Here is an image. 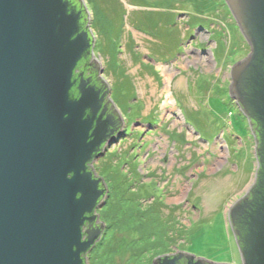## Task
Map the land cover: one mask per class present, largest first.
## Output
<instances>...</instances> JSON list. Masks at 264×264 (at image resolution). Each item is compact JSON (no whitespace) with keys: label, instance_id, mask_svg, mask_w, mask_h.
I'll list each match as a JSON object with an SVG mask.
<instances>
[{"label":"rangeland","instance_id":"1","mask_svg":"<svg viewBox=\"0 0 264 264\" xmlns=\"http://www.w3.org/2000/svg\"><path fill=\"white\" fill-rule=\"evenodd\" d=\"M85 3L95 60L124 112L91 165L113 205L96 210L106 231L87 263L150 264L176 247L240 264L229 210L255 183L258 161L230 94L232 69L253 52L236 14L224 0ZM115 211L123 225L111 227Z\"/></svg>","mask_w":264,"mask_h":264},{"label":"water","instance_id":"2","mask_svg":"<svg viewBox=\"0 0 264 264\" xmlns=\"http://www.w3.org/2000/svg\"><path fill=\"white\" fill-rule=\"evenodd\" d=\"M224 1L253 45L232 69L230 94L248 117L253 109L264 118V0ZM79 19L67 0H0V264H83L81 254L97 237L90 231L83 238L103 193L85 164L105 128L93 127L95 92L80 85V98L70 95L75 67L91 48ZM260 52L263 67L255 66ZM249 79L260 90L253 101L242 87ZM254 223L250 251L264 264V213Z\"/></svg>","mask_w":264,"mask_h":264},{"label":"flooded vegetation","instance_id":"3","mask_svg":"<svg viewBox=\"0 0 264 264\" xmlns=\"http://www.w3.org/2000/svg\"><path fill=\"white\" fill-rule=\"evenodd\" d=\"M67 1L72 5V7L76 9L78 13H80L79 24L81 26V29L86 33H88L91 39V48L89 52L80 59V61H85L87 64H84L81 68L79 67L76 68L73 75H75V78L78 80L76 81L78 87L82 85V88H84L85 90L87 89L92 90L96 94V108H95L96 110H94L95 119H94L93 127L97 126L96 123L98 124L101 123L105 128L103 134L104 138L101 143V151L100 154L98 155L99 158L102 157L103 155L102 150L105 148L106 144H108L109 140L115 138V135H117V133L122 129L121 126L124 119L123 118L124 112L121 109V107L117 105V102L113 99L112 91L110 89L109 91L108 88L103 84V78H102L103 77L102 75L104 74L103 70L99 69L94 63L96 55H94L95 52L93 50L95 49V47H94V43L92 44L93 39L89 34V30H90L89 17H88L89 13L87 12V8H86L87 5L85 3V0H71V1L67 0ZM242 87H244V85H242ZM76 97H77L76 100L80 98L79 93L77 94ZM242 104L243 102L241 103V105ZM113 109L116 110L117 115L116 114L113 115L114 113ZM86 115H89V111H87ZM125 123H126V119H125ZM94 161L95 159L92 161V163ZM92 163L89 165L90 169ZM100 179H101V183H99L100 189L104 191V194L102 193L103 198L100 199L99 202V205L102 207L104 205V202L108 200L110 196L109 195L110 190L108 186L106 188L107 184H105L104 180L102 178ZM256 183L254 184L252 190L255 189ZM234 216L229 217L228 221H229L230 233L234 237L236 248L240 255V259H241L240 264H256L254 263V261L255 262L258 261V254L252 253L250 251L251 248H249L247 242H245L246 247L243 245L241 234L235 230L236 224L235 221H233L235 219ZM82 230H83L84 239L87 238L86 233L90 231H93L97 235L93 245H91L90 249L87 251V254L89 255L93 251V248H95L96 243L103 240L106 231V225L102 220L99 219L98 216L97 220L87 223L85 222ZM172 249L174 250L173 253L170 252ZM150 264H212V263L202 260H197V258L184 254L183 250H179L176 247H171L169 248V251H167L166 254L162 253L156 256Z\"/></svg>","mask_w":264,"mask_h":264},{"label":"trees","instance_id":"4","mask_svg":"<svg viewBox=\"0 0 264 264\" xmlns=\"http://www.w3.org/2000/svg\"><path fill=\"white\" fill-rule=\"evenodd\" d=\"M259 54H260L259 57H257V60L255 61V66L259 65L260 67H263L262 58H261L262 52H260ZM84 64H87V63L85 61H80L79 63H77L75 69L78 67L81 68ZM76 81H78V80L75 78V75H73V78H72L73 87L70 91V95H71V98L73 97L74 99L77 98L76 96L79 93L78 85H77ZM243 91H244L245 98H247V100L253 101V100H255V98H254L255 93L257 91L259 92L260 90L258 88H256L253 85L252 81H250V79H249V81L245 82V85L243 87ZM255 107L257 109V106H255ZM248 121H249V123H251L250 125L253 126L251 131H253V137H254L255 141L257 142V159H258L260 167H259L258 174H257V183L255 186V189H253L249 193L248 197H246L247 198L246 201L241 202V206L239 207L237 214L234 216L235 219L233 221H235V224H236L235 230L238 231V233H240L242 236L243 245L245 246L246 245L245 242H247L248 246L250 248V241L253 238L254 233L256 232V228L254 227L255 226L254 220L260 218V216L264 213L263 212V209H264V118L260 114L259 110L256 111V110L252 109L249 112ZM238 126H239V124H238ZM226 140H229V138H226ZM98 148H99L97 150L98 153H93L89 157L88 162L85 164L87 172H91L89 165L100 154L101 145ZM114 188H115V186H113V190H114ZM100 191H102V190L100 189ZM102 192L104 194V191H102ZM103 194L96 201L97 203H96V206L92 212V216L96 213L97 206L99 205L100 199L103 198ZM109 195L110 196H109L108 200L106 201V205H107L106 208H108L110 205H113L112 204L113 203L112 202L113 201V195H111V193ZM117 209H121V208H117ZM86 216L91 217V215L90 216L86 215ZM120 216L121 215H119L117 211H115V213L112 212L111 216L108 213L107 217L109 219L108 220L109 225L111 227H113L114 225L117 227L120 225L119 223H122V225H123L122 219L124 216H122L121 218H120ZM127 219H129V218H127ZM87 251H85L84 253L81 254V259L83 261V264H88L87 263V259H88Z\"/></svg>","mask_w":264,"mask_h":264},{"label":"bare ground","instance_id":"5","mask_svg":"<svg viewBox=\"0 0 264 264\" xmlns=\"http://www.w3.org/2000/svg\"><path fill=\"white\" fill-rule=\"evenodd\" d=\"M104 205H106V201L104 202Z\"/></svg>","mask_w":264,"mask_h":264}]
</instances>
